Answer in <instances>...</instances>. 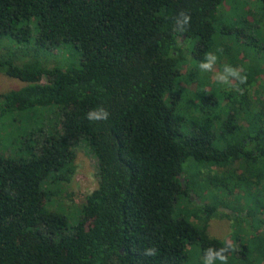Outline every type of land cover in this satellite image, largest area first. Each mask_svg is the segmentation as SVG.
<instances>
[{
	"label": "trees",
	"instance_id": "trees-1",
	"mask_svg": "<svg viewBox=\"0 0 264 264\" xmlns=\"http://www.w3.org/2000/svg\"><path fill=\"white\" fill-rule=\"evenodd\" d=\"M231 1L0 0V45L18 54L0 49V73L25 83L0 93V117L55 107L61 117L58 133L30 129L15 141L20 156L0 154V264H189L192 249L203 256L224 245L208 221L225 195L244 188L264 206V46L253 38L264 19L249 21L243 3L239 20L225 25L219 14ZM256 4L264 9V0ZM181 10L191 14L182 44L173 31ZM54 47L80 63L45 69L31 57ZM21 50L30 51L22 66ZM210 51L221 68L242 67L247 83L221 85L200 72ZM101 105L110 118L88 121ZM78 141L95 155L99 183L71 225L45 207L53 195L45 184L71 183ZM182 202L196 209L183 212ZM149 247L158 254L144 256ZM255 253L264 264L260 244L235 246L228 264Z\"/></svg>",
	"mask_w": 264,
	"mask_h": 264
},
{
	"label": "rangeland",
	"instance_id": "rangeland-1",
	"mask_svg": "<svg viewBox=\"0 0 264 264\" xmlns=\"http://www.w3.org/2000/svg\"><path fill=\"white\" fill-rule=\"evenodd\" d=\"M226 2L222 7L219 14V21L225 22L224 24H233L235 20H239L240 14L243 11V3H245V11L251 12L248 16L249 21H254V18L263 16L264 9L260 8L256 4V0H232ZM256 4V5H255ZM236 6L235 8L233 7ZM235 12L233 17L231 14ZM257 33L253 35L256 41L264 46V26H259ZM36 37V31L33 34V40ZM6 41L0 45V49L7 54L10 53L15 58L18 57L16 52H12ZM13 45V43H12ZM34 46V42L32 41ZM14 47H19L20 44L14 43ZM23 47V46H21ZM23 52V53H21ZM17 64L22 66L24 63L30 61V54L26 50H21ZM31 57H36L41 65L45 69L58 66L63 69L71 68L74 65L80 63V57L78 54H74L70 51H66L61 48L37 49L35 48L31 53ZM250 58V57H249ZM222 68L217 65V71ZM187 71L185 66L183 73ZM261 82L264 81V73L261 74ZM211 79L215 80V73H211ZM43 83H47L46 78L43 79ZM182 87H188L186 82L181 81ZM25 86L24 82L18 79L11 78L6 73H0V93H9L11 91L19 90ZM191 91L196 90V85L188 87ZM46 108H35L33 111L25 112H13L5 116L0 117V154L4 156H20L22 151L17 146L16 140H20V143L24 142L29 135L30 129H35L40 132L43 127L47 126V132L49 134L58 133L60 130L59 121L61 119L58 107L52 109V111H43ZM42 113L45 115L43 121L40 116ZM44 122L42 126L41 123ZM19 145V144H18ZM75 152V165L77 167L76 174L69 184L52 183L51 181L45 184V190L49 193H53L50 199L45 200V207L50 211H56L64 214L69 218L71 225L75 224L77 212L84 204L86 197L94 192L98 187V161L90 149L86 141H78L73 144ZM217 170V169H215ZM241 191V192H240ZM237 189L231 195H225L226 207L219 210L218 213L208 221L210 236L225 241L226 239L231 241L234 246H237L239 250L246 246L255 248L260 244V247H264V206L255 199H252L249 194L246 195V190L241 188ZM220 194V193H219ZM221 198V197H219ZM193 200H198L196 195L192 196ZM209 195L208 200L209 202ZM218 199V197H217ZM219 200V199H218ZM194 202V201H193ZM187 204L182 202L181 210L190 212L196 208L194 203ZM201 204V201H199ZM241 209H244V214H240ZM198 211V210H197ZM196 212V211H195ZM233 212L235 214H233ZM224 213L231 214L233 217L224 215ZM194 223L199 221L202 223L204 220L192 218ZM203 224V223H202ZM201 226V224H199ZM256 253L247 257V260L239 262L237 257H232L230 264H261L260 259L256 257ZM203 256L198 248H194L190 252L189 264H202ZM219 264V263H217Z\"/></svg>",
	"mask_w": 264,
	"mask_h": 264
},
{
	"label": "clouds",
	"instance_id": "clouds-1",
	"mask_svg": "<svg viewBox=\"0 0 264 264\" xmlns=\"http://www.w3.org/2000/svg\"><path fill=\"white\" fill-rule=\"evenodd\" d=\"M191 25V14L187 10H181L173 19V31L178 34V43H183L182 35L188 31ZM217 51H222L218 49ZM217 51L205 53L204 58L198 65L202 73H215V80L221 85L232 86L234 82L239 85L247 83V75L242 67H234L230 64L223 65L222 69L217 71L219 56ZM237 90H240L237 87ZM110 112L104 106H97L89 109L86 113V119L90 122L107 121L110 118ZM235 250L234 244L225 240L221 247H208L204 250L202 264H228L229 254ZM146 257H154L158 254L156 247H149L142 253Z\"/></svg>",
	"mask_w": 264,
	"mask_h": 264
},
{
	"label": "water",
	"instance_id": "water-1",
	"mask_svg": "<svg viewBox=\"0 0 264 264\" xmlns=\"http://www.w3.org/2000/svg\"><path fill=\"white\" fill-rule=\"evenodd\" d=\"M221 209H223V208H221ZM223 210H225V211H229L228 209H223Z\"/></svg>",
	"mask_w": 264,
	"mask_h": 264
},
{
	"label": "crops",
	"instance_id": "crops-1",
	"mask_svg": "<svg viewBox=\"0 0 264 264\" xmlns=\"http://www.w3.org/2000/svg\"><path fill=\"white\" fill-rule=\"evenodd\" d=\"M219 210H221V208H219Z\"/></svg>",
	"mask_w": 264,
	"mask_h": 264
}]
</instances>
